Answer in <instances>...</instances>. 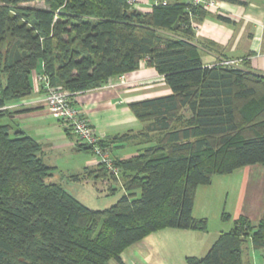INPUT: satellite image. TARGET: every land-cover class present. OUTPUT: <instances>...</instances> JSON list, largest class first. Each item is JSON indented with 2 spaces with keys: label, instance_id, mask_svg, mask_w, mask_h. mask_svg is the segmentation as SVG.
Here are the masks:
<instances>
[{
  "label": "trees",
  "instance_id": "1",
  "mask_svg": "<svg viewBox=\"0 0 264 264\" xmlns=\"http://www.w3.org/2000/svg\"><path fill=\"white\" fill-rule=\"evenodd\" d=\"M36 1L43 7L30 5ZM207 14L189 2L141 13L129 0H0V264H123L126 249L159 230L207 232L208 219L194 216L198 188L216 175L264 166V75L247 60L243 67L203 63L192 23ZM143 62L172 93L129 105L141 131L100 140L110 151L139 142L129 159L111 152L118 175L98 163L70 177L124 189L111 207L92 209L50 180L55 168L42 144L8 123L5 107L33 96L35 76L77 106V94ZM39 87L44 94L46 84ZM58 122L77 151L93 154L69 122ZM247 242L264 251V215L257 225L241 215L187 264H247Z\"/></svg>",
  "mask_w": 264,
  "mask_h": 264
},
{
  "label": "crops",
  "instance_id": "2",
  "mask_svg": "<svg viewBox=\"0 0 264 264\" xmlns=\"http://www.w3.org/2000/svg\"><path fill=\"white\" fill-rule=\"evenodd\" d=\"M188 2L189 0H135L132 8L141 13H150L157 5ZM207 13V16L198 23L199 28L195 30L194 42L200 49L203 63L206 66H213L223 60H235L243 67L244 61L247 60L252 71L264 75V0H223L220 13ZM220 16L230 21L226 22ZM36 79L37 76L34 77L33 96L16 102L13 107L8 108L7 111L10 113L8 123L19 127L26 135L42 144L45 162L55 168L50 180L63 185L64 181L72 182L70 177L82 173L84 169L96 168L99 160L93 154L91 157L86 152L77 151L74 140L66 135L59 122H55L58 120L51 119ZM171 93L172 90L165 82L164 76L143 62L137 71L115 77L100 88L77 94L75 102L76 107L83 112L100 138L109 139L143 129L144 124L129 108L131 103L164 97ZM29 124H34L38 136L32 133L33 127ZM138 145V141H132L111 147V152L115 158L129 159L138 155L140 150ZM81 153L89 155L90 158L87 157L85 166L79 170L64 171L57 163L65 154L74 158ZM256 167L257 165L246 169ZM92 182L94 183V180L76 183ZM109 182L111 181L105 180L106 189L111 192L112 185ZM253 204L261 209V200H255ZM241 215L250 218L254 225L260 221L255 224L256 217L242 210L238 211L235 220ZM200 216L195 215L196 218H206V215ZM223 232L228 231L223 229L218 233V237ZM201 233L203 232L171 228L159 230L126 249L121 256L122 262L123 264H187V258H202L204 256L201 254L204 250L209 251L213 246L206 242L209 237L202 236ZM245 260L247 264H264V251L263 256H255L253 259L245 251ZM111 264L120 263L113 260Z\"/></svg>",
  "mask_w": 264,
  "mask_h": 264
},
{
  "label": "rangeland",
  "instance_id": "3",
  "mask_svg": "<svg viewBox=\"0 0 264 264\" xmlns=\"http://www.w3.org/2000/svg\"><path fill=\"white\" fill-rule=\"evenodd\" d=\"M30 5L38 8L43 7V3L37 1L30 3ZM36 81H38V79H36ZM13 105L14 103L10 105V107ZM48 111L51 115L49 108ZM51 117L54 121L55 118L52 115ZM4 121L7 122V118L4 119ZM29 125L33 127L32 133L37 135L38 133H35L34 130V124ZM88 154L92 157V153ZM87 157L90 158L89 155H83L82 153L80 156L74 158L69 157L68 154L66 156L65 154L57 163L62 166L64 171L79 170L85 166ZM113 182L114 181H111L109 184L111 183L112 185ZM63 185L73 196L95 210H104L111 207L125 193L121 185H116L117 191L115 193L108 192L105 181L77 184L72 180V182L64 181ZM255 200H261V209H259L258 206H254L255 204L253 203ZM195 205L194 216L196 215V217H199L200 215H206L205 217L208 219V231L201 234L202 236L209 237L206 242L211 243L208 244L210 246L216 241L219 232L223 229H225V231H230L234 228L235 218L239 210L251 213L252 216L256 217L254 219L257 220H255L254 223L257 224L258 220L264 215V166L257 165L256 168L249 170L245 167L231 174L214 176L211 184L201 185L198 188ZM225 215L229 217L223 218ZM245 249L246 254H249L252 259L255 256H263V251L254 249L250 242L246 243ZM207 252L208 250H204L201 255L205 256Z\"/></svg>",
  "mask_w": 264,
  "mask_h": 264
},
{
  "label": "built area",
  "instance_id": "4",
  "mask_svg": "<svg viewBox=\"0 0 264 264\" xmlns=\"http://www.w3.org/2000/svg\"><path fill=\"white\" fill-rule=\"evenodd\" d=\"M129 2L133 5L135 0H129ZM189 3L207 12L220 13L223 0H189ZM192 26L195 30L199 28L198 22H193ZM222 64L237 67L239 66V61L224 60ZM37 79L39 85L41 82L46 84V92L43 94V100L50 109L51 115L55 119H62L69 122L73 127L74 134L82 142L93 147V154L97 157L99 163L104 164L113 174L118 175L119 168L114 165L110 149L101 146L100 140L102 138L97 134L95 128L87 120L83 112L71 103L68 92L62 88H54L51 86L46 77L38 76ZM11 107L9 105L5 109Z\"/></svg>",
  "mask_w": 264,
  "mask_h": 264
}]
</instances>
